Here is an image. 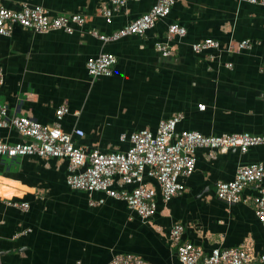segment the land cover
I'll return each mask as SVG.
<instances>
[{
	"label": "crops",
	"instance_id": "crops-1",
	"mask_svg": "<svg viewBox=\"0 0 264 264\" xmlns=\"http://www.w3.org/2000/svg\"><path fill=\"white\" fill-rule=\"evenodd\" d=\"M156 1L127 0L108 23L102 9L110 0H0L10 9L39 5L51 15L77 13L85 19L71 34L16 25L1 37L0 103L9 115L58 123L66 132L79 128L84 136H74L76 143L103 152L125 151L129 143L121 135L155 131L160 120L176 113L183 115L177 130L264 135V6L176 0L168 16L143 35L104 42L89 32L109 35ZM170 23L184 26L186 35L168 36ZM207 38L218 40L220 48L194 53L192 43ZM245 39L253 46L239 49ZM157 41L172 48L169 56L156 51ZM101 52L115 55L113 73L91 78L86 61ZM60 105L69 112L58 121ZM0 139L26 140L13 128H0ZM255 162L264 164V144L214 157L198 149L193 173L181 179L184 191L168 202L158 199L156 213L144 219L124 201L72 189L66 159L0 157V264H107L117 253L139 255L146 264H180L169 237L175 222L184 225L185 240L207 252L248 245L259 257L264 229L252 204H228L215 192L218 181L231 180L238 166ZM250 193L245 189L243 195ZM15 201L28 208L13 206Z\"/></svg>",
	"mask_w": 264,
	"mask_h": 264
},
{
	"label": "built area",
	"instance_id": "built-area-1",
	"mask_svg": "<svg viewBox=\"0 0 264 264\" xmlns=\"http://www.w3.org/2000/svg\"><path fill=\"white\" fill-rule=\"evenodd\" d=\"M127 0H110V5L102 9V16L110 23L112 15L126 4ZM252 4L264 6V0H248ZM176 0H157L147 12L131 20L124 27L109 35L89 31L102 41H115L128 35H143L152 29L156 22L168 16ZM85 22L81 14L51 15L42 6L23 4L19 9L0 5V38L10 35L14 26L44 33L62 30L73 33L76 26ZM168 36L184 37L186 28L178 23H170ZM253 42L249 39L237 43L239 49H249ZM154 48L162 56L171 54L172 48L165 42L157 41ZM196 54L208 49H219L220 42L207 38L192 43ZM116 57L110 52H101L86 61V70L91 78L109 77L113 73ZM227 66H230L227 64ZM264 69V62L262 64ZM3 83V70L0 66V85ZM205 110L204 104L198 105ZM69 112L66 105L56 109L58 121ZM182 113L159 121L155 131L140 129L128 135H121V141L129 143L125 151L103 152L97 148L87 149L78 145L74 136L83 137L84 132L76 128L73 132L64 131L57 123L42 124L29 116L9 115L8 106L0 103V128H13L26 138L22 142H8L0 139V157L15 159L25 156L42 158H63L68 162L67 184L72 189L86 192H101L106 196L124 201L128 208L139 217L150 219L157 211L158 199L163 202L184 191L182 178L190 176L196 164V151L205 149L210 157L236 149L246 153L249 148L264 144V135L248 132L221 135H205L195 130H177ZM153 180L154 184L150 181ZM245 189L251 193L244 196ZM216 195L222 201L247 203L253 206L254 213L264 229V164L261 162L242 164L236 168L229 181H218ZM22 210L27 202H12ZM93 204V203H92ZM184 225L175 222L170 228V241L176 250L180 264H249L258 258L264 261V254L256 257L248 245L214 247L208 252L199 244L183 238ZM107 264H146L133 253H117Z\"/></svg>",
	"mask_w": 264,
	"mask_h": 264
}]
</instances>
